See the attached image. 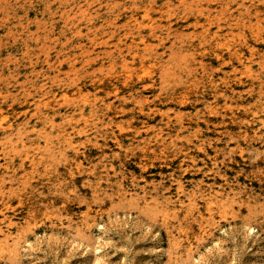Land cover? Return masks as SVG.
<instances>
[{"label":"rangeland","instance_id":"rangeland-1","mask_svg":"<svg viewBox=\"0 0 264 264\" xmlns=\"http://www.w3.org/2000/svg\"><path fill=\"white\" fill-rule=\"evenodd\" d=\"M262 109L264 0H0V264H264Z\"/></svg>","mask_w":264,"mask_h":264},{"label":"bare ground","instance_id":"bare-ground-1","mask_svg":"<svg viewBox=\"0 0 264 264\" xmlns=\"http://www.w3.org/2000/svg\"><path fill=\"white\" fill-rule=\"evenodd\" d=\"M202 15V14H201ZM151 26V25H150ZM150 28V27H149ZM152 28V27H151ZM153 29V28H152ZM178 32V31H177ZM201 33L206 34L208 33V29H204ZM228 49V48H227ZM253 112V111H252ZM261 112H264V109L261 110ZM259 112H255L252 115V118L260 123L261 126H258L257 128H248L247 126L244 127L240 131V134L244 137H251L253 139H263L264 138V120L263 115H259ZM243 127V126H242ZM240 127V128H242Z\"/></svg>","mask_w":264,"mask_h":264}]
</instances>
